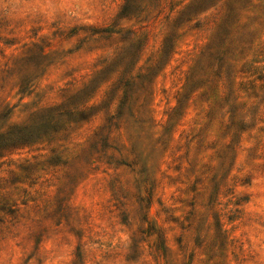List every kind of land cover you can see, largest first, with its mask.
<instances>
[{"label": "rangeland", "instance_id": "obj_1", "mask_svg": "<svg viewBox=\"0 0 264 264\" xmlns=\"http://www.w3.org/2000/svg\"><path fill=\"white\" fill-rule=\"evenodd\" d=\"M0 135V264H264V0H0Z\"/></svg>", "mask_w": 264, "mask_h": 264}, {"label": "trees", "instance_id": "obj_2", "mask_svg": "<svg viewBox=\"0 0 264 264\" xmlns=\"http://www.w3.org/2000/svg\"><path fill=\"white\" fill-rule=\"evenodd\" d=\"M26 129V127H24ZM29 135V132H24L23 130H18L17 131V136H15V140L14 142L16 143H20V144H23L25 143V137ZM14 138V136H13ZM12 140V136H8V137H3L2 135H0V149L2 148H5V147H9V146H14V145H11V141ZM12 140V141H13ZM10 144V145H9Z\"/></svg>", "mask_w": 264, "mask_h": 264}]
</instances>
